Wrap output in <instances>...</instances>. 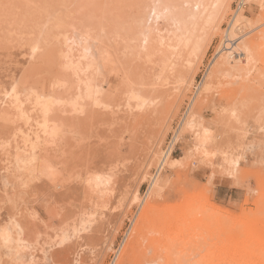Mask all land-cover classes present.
Returning <instances> with one entry per match:
<instances>
[{"label":"rangeland","instance_id":"rangeland-1","mask_svg":"<svg viewBox=\"0 0 264 264\" xmlns=\"http://www.w3.org/2000/svg\"><path fill=\"white\" fill-rule=\"evenodd\" d=\"M237 1L201 0L185 32L195 0H0V264H118L125 248L122 264L249 260L246 232L264 242L263 0L220 53L244 70L209 67Z\"/></svg>","mask_w":264,"mask_h":264},{"label":"bare ground","instance_id":"bare-ground-1","mask_svg":"<svg viewBox=\"0 0 264 264\" xmlns=\"http://www.w3.org/2000/svg\"><path fill=\"white\" fill-rule=\"evenodd\" d=\"M189 1V0H188ZM218 1V0H217ZM191 2V1H190ZM220 2V1H219ZM242 3H240L241 4V6L242 5H244V4H246V0H242L241 1ZM263 2H264V0H263ZM188 3V2H187ZM186 3V4H187ZM202 3H204V2H201V0H195V2H194V5H192L193 7H192V9H188L187 11H185L183 14H182V18H175V17H173V18H175V20L176 21H178V24L181 26V28H180V30L182 29L183 31H185V32H189V27H190V25H192L193 23H195L194 21L195 20H197V18H198V16H200V9H201V7H202V9L204 8V6H203V4ZM191 4V3H190ZM205 4H206V1H205ZM189 5V4H188ZM213 5V4H212ZM211 5V6H212ZM206 6V5H205ZM207 8H208V6H207ZM240 8H242V7H240ZM201 9V10H202ZM220 9L221 8H219V11H220ZM244 9V8H243ZM242 9V10H243ZM156 10H157V8H156ZM169 10H171V9H169ZM168 10V11H169ZM240 10V9H239ZM209 11V10H208ZM207 11V12H208ZM170 12V11H169ZM202 12V11H201ZM218 13V3L217 2H215V4L213 5V8H212V10H211V12H210V14L209 15H206V16H208V19L206 20L207 22H209L210 20H212V19H214V17L216 16V15H219V13ZM241 11H239L238 13H237V15H235V17H234V24L232 25V27H231V29H230V31H229V33H225V34H227V38L230 40V41H228V42H233L232 44H234V46L232 47V49H231V51L232 50H234L235 49V47L238 45V43L240 42V40H241V38H242V32H244V29H242L240 26H241V24H243V23H245L246 22V19H242L243 18V15L241 14ZM238 15H240L239 17H237ZM204 16H205V14H204ZM205 16V17H206ZM201 18H202V16H200ZM237 17V18H236ZM201 18H200V20H201ZM207 18V17H206ZM198 21V20H197ZM205 22V21H204ZM214 22V21H213ZM218 22V21H217ZM200 24V23H199ZM203 24V23H202ZM207 24V23H206ZM212 24V23H211ZM194 25V24H193ZM193 25L191 26V29L193 28ZM195 25H196V23H195ZM195 25H194V29H195ZM198 25V24H197ZM205 26H207V25H205ZM199 27H201V26H198V28ZM213 26L211 25V28H212ZM178 28V27H177ZM197 28V29H198ZM247 28V27H246ZM178 30V29H177ZM198 31V30H197ZM178 32H179V30H178ZM182 32V31H181ZM191 33V32H190ZM190 33H183V34H190ZM195 34H196V31L194 32ZM193 34V33H192ZM191 34V35H192ZM195 34L194 35H192L193 37L195 36ZM225 34L222 36V39H221V43H220V45L218 46V50L215 52V55H214V57H213V59L211 60V62H210V64H209V67L210 66H212V67H214L215 66V73H217V74H219L220 72H228L230 69H237V70H240V71H242V70H244L242 67H238V66H236L237 65V63L235 64L234 62H235V60L233 59V56H231V54H228V55H225V56H223V55H220V53L222 54L223 52H226V51H230V48H229V46L228 45H226V41H227V38H225ZM197 35V34H196ZM183 36V35H182ZM185 37V36H184ZM193 37H191V38H193ZM187 38V37H186ZM176 39V38H175ZM181 39H182V37H181ZM243 39V38H242ZM178 40H179V38H178ZM193 40V39H192ZM185 41H187L185 38H184V43H185ZM189 41V40H188ZM187 41V42H188ZM190 42V41H189ZM189 42H188V44H189ZM192 42V41H191ZM182 44V43H181ZM226 45V46H225ZM187 47V46H186ZM240 47H242V49L241 48H238V50H237V52H236V55H239V58L241 59V60H244L243 62L245 63V65L248 63V61L250 60V57L252 56V55H254V53L256 54V51H257V44L254 42V41H252L251 43H249L248 45H242V46H240ZM258 48H259V46H258ZM169 49V48H168ZM188 49V48H187ZM245 53H247V54H245ZM242 54H244V55H242ZM219 55V56H218ZM217 56H218V58L219 59H217ZM216 57V59H217V61L215 62L214 61V58ZM238 58V59H239ZM215 59V60H216ZM219 60V61H218ZM171 62V61H170ZM239 62V61H238ZM167 66H169L168 64H167ZM217 66V67H216ZM176 67V66H175ZM88 68V67H87ZM164 68V67H163ZM168 68V67H167ZM85 69V68H84ZM87 69H85V71H86ZM176 71V70H175ZM216 74V75H217ZM216 75H214V76H216ZM90 80H88V83L90 84V82H89ZM84 83H86V82H84ZM87 83V84H88ZM92 84V83H91ZM90 84V86H92ZM85 85L86 84H84V87H85ZM80 86V85H79ZM89 86V87H90ZM86 87L88 88V86L86 85ZM94 87V86H93ZM95 90V89H94ZM93 90V91H94ZM89 91H87L85 94H84V96L86 97V95H88L87 93H88ZM90 93V92H89ZM97 93V92H96ZM19 94V93H18ZM92 94V93H91ZM12 98H14V100L16 101V105L14 106L15 107V110H16V106L18 107V109H20L21 107L19 106L20 105V102H19V100L20 99H18V96H17V91H12L11 92V95H10ZM89 96V95H88ZM91 96H93V95H91ZM95 96V95H94ZM93 96V97H94ZM27 97V96H26ZM81 97H83V96H81ZM81 97H80V99H81ZM84 97V98H85ZM97 96H95V98H96ZM29 98V97H28ZM27 98V99H28ZM79 98V97H78ZM88 98V97H87ZM90 98V97H89ZM88 98V99H89ZM92 98V97H91ZM94 98V99H95ZM39 99V98H38ZM59 100V99H58ZM93 100V99H92ZM96 100H98V98L96 99ZM95 100V101H96ZM141 100V99H140ZM145 100V99H144ZM15 101L12 103L13 105H14V103H15ZM28 101V100H27ZM47 101V100H46ZM63 101V100H62ZM78 101V100H77ZM22 102V101H21ZM26 102V101H25ZM45 103V102H44ZM47 103V102H46ZM153 103V102H152ZM76 104V103H75ZM74 104V105H75ZM23 105V104H22ZM42 105V103L40 104V106ZM48 105V104H47ZM76 106V105H75ZM40 108H42V107H40ZM23 109V108H22ZM49 109H51V108H49ZM86 110V109H85ZM20 111V110H19ZM23 112V111H22ZM49 112V111H48ZM83 112H84V110H83ZM21 113V112H20ZM25 114H26V112H25ZM24 114V115H25ZM50 114V113H49ZM23 115V116H24ZM28 115V114H27ZM21 116V115H20ZM26 116V115H25ZM48 116V115H47ZM46 119V118H45ZM48 119V118H47ZM46 119V121H49V120H47ZM61 122V121H60ZM49 123V122H48ZM63 124V123H62ZM62 126V125H61ZM43 127V126H42ZM63 127V126H62ZM69 127H70V125H69ZM53 128H55V127H53ZM58 128H60V126H58ZM65 128V127H64ZM70 129V128H69ZM52 134H53V132H52ZM54 135H55V133H54ZM48 137V136H47ZM170 152L171 151H167V153H166V155L168 156L169 154H170ZM114 189V188H113ZM103 199V198H102ZM146 213L143 215V217L141 218V222H145V220H146ZM176 223V222H175ZM183 228H184V225H183ZM182 230V229H181ZM136 231L138 232L139 231V229L137 228L136 229ZM184 231V230H183ZM136 232V233H137ZM185 232H187V231H185ZM253 234H254V232H253ZM252 234V232L251 231H247L246 232V234L244 235V237H243V239H242V247H243V249H244V251H248L249 253H250V257L248 258L249 260H246V258L247 257H245L244 256V259L243 258H241V259H239V262H241L240 264H243V262H244V264H264V260H262L261 258L263 257V255H264V242H262V240H263V238H262V240L260 239L261 238V235L259 236V238L256 236V235H253ZM256 234V233H255ZM257 235H259V234H257ZM176 241H178V240H176ZM187 241V240H186ZM178 243V242H177ZM131 244V242L129 243V245ZM128 248V247H127ZM241 250V249H240ZM242 252V251H241ZM126 253H127V249L125 248V250L123 251V253H122V256H121V258H120V260H119V262H118V264H122V262H123V260H124V258H125V256H126ZM259 255V257H260V260H256V259H254V258H256L257 256ZM237 264H239V263H237Z\"/></svg>","mask_w":264,"mask_h":264},{"label":"built area","instance_id":"built-area-1","mask_svg":"<svg viewBox=\"0 0 264 264\" xmlns=\"http://www.w3.org/2000/svg\"><path fill=\"white\" fill-rule=\"evenodd\" d=\"M241 1L242 0H238L235 3L234 8H233V13L229 16L228 22L225 24V27H224V31L225 32H224V34L225 33H229L232 25L234 24V17H235V15H237V13L239 11H242V9L246 7L247 4H244V5L241 6V4H240V3H242ZM240 7H242V8H240ZM225 38H227V34H225ZM228 41H230V40L227 38L226 45H228L229 48L232 49V47L234 46V44H232L233 42L230 43ZM233 56H235V54H233ZM178 127H179V125L177 126V128ZM177 128H176V130H178ZM176 130H174V132L171 134L170 138L166 142V144H165V146L163 148V156H164V154L167 151H171L170 152V155H173L176 152V150L178 148V133H177ZM164 158H165V156H164ZM162 162L163 161L161 160L160 163H159V165H158V167H157V169L155 170L154 176H156L157 172H159L163 168V165L161 167Z\"/></svg>","mask_w":264,"mask_h":264},{"label":"snow or ice","instance_id":"snow-or-ice-1","mask_svg":"<svg viewBox=\"0 0 264 264\" xmlns=\"http://www.w3.org/2000/svg\"><path fill=\"white\" fill-rule=\"evenodd\" d=\"M234 163H237V167L239 166V165H238V162H234Z\"/></svg>","mask_w":264,"mask_h":264}]
</instances>
